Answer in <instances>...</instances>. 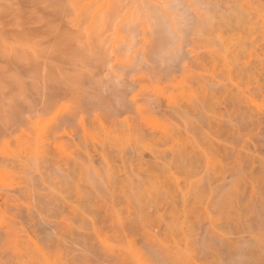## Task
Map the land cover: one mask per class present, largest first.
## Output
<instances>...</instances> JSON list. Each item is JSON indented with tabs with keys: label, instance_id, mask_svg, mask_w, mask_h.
I'll return each instance as SVG.
<instances>
[{
	"label": "rangeland",
	"instance_id": "obj_1",
	"mask_svg": "<svg viewBox=\"0 0 264 264\" xmlns=\"http://www.w3.org/2000/svg\"><path fill=\"white\" fill-rule=\"evenodd\" d=\"M0 264H264V0H0Z\"/></svg>",
	"mask_w": 264,
	"mask_h": 264
}]
</instances>
